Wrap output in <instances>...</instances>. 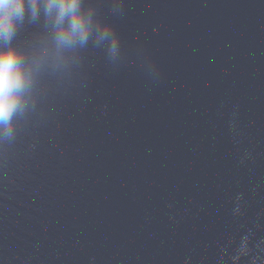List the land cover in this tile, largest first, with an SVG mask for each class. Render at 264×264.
<instances>
[{"label": "water", "instance_id": "95a60500", "mask_svg": "<svg viewBox=\"0 0 264 264\" xmlns=\"http://www.w3.org/2000/svg\"><path fill=\"white\" fill-rule=\"evenodd\" d=\"M93 2L119 54L0 144V264H264V0Z\"/></svg>", "mask_w": 264, "mask_h": 264}, {"label": "clouds", "instance_id": "9594fccd", "mask_svg": "<svg viewBox=\"0 0 264 264\" xmlns=\"http://www.w3.org/2000/svg\"><path fill=\"white\" fill-rule=\"evenodd\" d=\"M25 25L36 30L20 45L16 36ZM89 46L110 59L120 51L118 33L93 0H0V144L14 137L18 118L34 104L41 74L69 67Z\"/></svg>", "mask_w": 264, "mask_h": 264}]
</instances>
